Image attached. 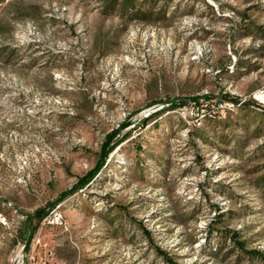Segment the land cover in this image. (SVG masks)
<instances>
[{
    "label": "rangeland",
    "instance_id": "374dc122",
    "mask_svg": "<svg viewBox=\"0 0 264 264\" xmlns=\"http://www.w3.org/2000/svg\"><path fill=\"white\" fill-rule=\"evenodd\" d=\"M107 2L0 3V264H264V0Z\"/></svg>",
    "mask_w": 264,
    "mask_h": 264
},
{
    "label": "trees",
    "instance_id": "16d2710c",
    "mask_svg": "<svg viewBox=\"0 0 264 264\" xmlns=\"http://www.w3.org/2000/svg\"><path fill=\"white\" fill-rule=\"evenodd\" d=\"M1 1L2 0H0V3H1ZM118 1L119 0H108L105 11H112L118 5H120L121 6V13L123 15H128V13H129L133 16L134 15L137 16L136 18H141V19L144 18L145 19V18L149 17L150 14H153L154 13L153 10L156 8V7H154L153 9L149 10V13H147L145 11V4H144V2H142L139 4V6H137V8H135L136 10L132 12V8L135 7V1L136 0H121L120 2H118ZM156 1H158V0H155V2H153V4L156 3ZM226 100H227V98L225 96H223L222 98H220L218 104L220 102H224ZM156 115H157V112H154V113L148 115L146 118L143 119V123L144 124L147 123L151 117L156 116ZM106 145H107L106 148L107 147L108 148L105 150V154L103 156L102 161L96 167H94L93 169L88 171L83 177H81L79 179V181L72 188L62 192L59 195V197L56 198L55 202H51L52 205H56L57 203H60L61 201H63L64 199H66L70 195H73L75 192L79 191L80 189L86 187L90 182H92V181H94V179H96V177L98 176V173H99L101 167L103 166V164L105 163L106 158L108 157L109 153L112 150L116 149L115 145L108 146L107 143H106ZM46 214H47L46 208L41 207V208L36 209V211L34 212L32 217L34 219H36L38 221V223H40L46 217ZM36 229H37V226H35L33 228L31 233H33ZM145 232H148V231L145 230ZM225 233H228V231H226ZM235 237H236V234H235ZM233 242L235 243L236 248L239 249L240 251L245 252L251 256L257 255V256H260L261 258L264 259V256H262L257 251H254V250L246 251V250H244V243L243 242L238 241L236 239H233ZM157 251L160 253V255H162L167 260L168 264H179L176 260L170 258L167 254L163 253L159 248H157Z\"/></svg>",
    "mask_w": 264,
    "mask_h": 264
},
{
    "label": "built area",
    "instance_id": "2783aa9c",
    "mask_svg": "<svg viewBox=\"0 0 264 264\" xmlns=\"http://www.w3.org/2000/svg\"><path fill=\"white\" fill-rule=\"evenodd\" d=\"M199 123V122H198ZM45 222H51V223H63L62 221H60L59 217H58V209H54L48 216H46L45 218Z\"/></svg>",
    "mask_w": 264,
    "mask_h": 264
}]
</instances>
